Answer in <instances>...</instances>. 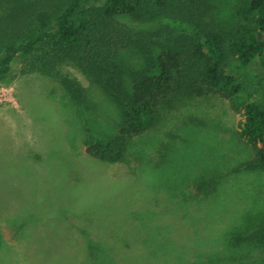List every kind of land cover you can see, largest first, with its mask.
Segmentation results:
<instances>
[{
	"label": "trees",
	"instance_id": "1",
	"mask_svg": "<svg viewBox=\"0 0 264 264\" xmlns=\"http://www.w3.org/2000/svg\"><path fill=\"white\" fill-rule=\"evenodd\" d=\"M32 74L53 82L83 119L93 95L114 106L109 134L85 129V153L102 161H124L133 137L166 126L180 108L190 115L181 125L215 98L241 115L227 141L208 144L216 125L198 116L200 138L166 132L160 146L158 136L160 151L173 143L180 154L196 152L159 174L163 164H150L164 189L118 178L124 192L117 189L109 210H69L78 236L67 237L49 264H264V203L246 181L264 176V0H0V83ZM226 145L243 152L237 163L173 200L165 187L191 169L188 160Z\"/></svg>",
	"mask_w": 264,
	"mask_h": 264
},
{
	"label": "rangeland",
	"instance_id": "2",
	"mask_svg": "<svg viewBox=\"0 0 264 264\" xmlns=\"http://www.w3.org/2000/svg\"><path fill=\"white\" fill-rule=\"evenodd\" d=\"M67 69L86 85L76 70ZM62 96L53 82L35 74L0 83V264H39L40 260L41 264H49L62 253L67 237L78 236L80 225L72 220L68 223L71 222L69 215L73 216L69 210L90 207L88 212H91L96 206L109 210L105 207L114 206L117 189H121L120 194L124 192L118 178L163 188L149 174L150 164L156 161L163 164L156 169L155 173L159 174L165 166L170 167L174 161L196 151L183 148L180 154L173 143L160 151L158 136L164 139L160 146L167 144L170 135L166 132H171L178 140L183 137L186 141L194 135L200 138L203 128L198 125L199 120H205L208 126L212 120L216 127L210 128L216 133H213L214 138L206 139L209 144L221 136L226 140L228 130L236 127L241 118L222 98L203 102L204 112H192L196 116L192 117L194 121L187 120L185 125L180 121L190 115L185 108H180L178 113L166 118V126L133 137L124 161L110 162L89 157L84 151L83 139L88 134L86 128H92L96 134L98 130L102 135L113 130L114 106L102 96L93 95L94 109L83 119L80 110L69 107L67 98ZM144 148L146 152L140 153ZM215 150L219 153L212 157L211 152ZM241 155L243 152L236 151L234 146L226 145L220 150L207 148L203 155L191 157L188 160L191 169L184 172L183 177L171 180L165 189L178 202L183 193L195 191L194 182L198 178L222 172L226 164L235 165ZM173 172L178 175L176 170L171 174ZM244 180L246 178L242 177ZM246 181L255 183L264 203V176L248 175ZM123 200L118 195V201ZM202 210L195 221L197 226L204 219L206 211L203 207ZM148 220L152 224V220ZM157 220H153L154 224ZM182 220L190 223L188 215ZM182 226L188 228L186 224Z\"/></svg>",
	"mask_w": 264,
	"mask_h": 264
}]
</instances>
